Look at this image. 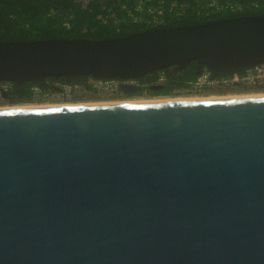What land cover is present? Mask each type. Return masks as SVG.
I'll return each instance as SVG.
<instances>
[{"label": "water", "instance_id": "water-1", "mask_svg": "<svg viewBox=\"0 0 264 264\" xmlns=\"http://www.w3.org/2000/svg\"><path fill=\"white\" fill-rule=\"evenodd\" d=\"M193 60L264 63V13L0 39V80L34 84ZM0 264H264V93L0 107Z\"/></svg>", "mask_w": 264, "mask_h": 264}, {"label": "trees", "instance_id": "trees-1", "mask_svg": "<svg viewBox=\"0 0 264 264\" xmlns=\"http://www.w3.org/2000/svg\"><path fill=\"white\" fill-rule=\"evenodd\" d=\"M247 13H264V0H0V39L107 38L157 26ZM202 66L206 65L197 60L184 68L171 65L145 74L141 81L148 85L163 76V87L149 88V92L168 94L196 79L197 70ZM91 78L88 74L80 75L70 84L84 83L89 89H96ZM8 82L7 100L12 103L33 101L34 86H39L44 93L67 83L64 75L48 76L37 84L30 80Z\"/></svg>", "mask_w": 264, "mask_h": 264}, {"label": "rangeland", "instance_id": "rangeland-1", "mask_svg": "<svg viewBox=\"0 0 264 264\" xmlns=\"http://www.w3.org/2000/svg\"><path fill=\"white\" fill-rule=\"evenodd\" d=\"M91 82V81H90ZM242 83V84H241ZM212 83L202 90L175 88L171 93H143L125 95L116 85L107 84L101 88L89 89L84 83H78L72 88L60 87L57 90L37 94L33 101L10 102L3 95L0 96V107L23 105H52V104H77L91 102L138 101L158 98H191L217 95L264 93V84L249 82Z\"/></svg>", "mask_w": 264, "mask_h": 264}, {"label": "built area", "instance_id": "built-area-1", "mask_svg": "<svg viewBox=\"0 0 264 264\" xmlns=\"http://www.w3.org/2000/svg\"><path fill=\"white\" fill-rule=\"evenodd\" d=\"M91 83L96 88H101L102 86H106L107 84H114L116 85V88H119V80L118 78H107V79H98V78H91ZM249 82V83H259L264 84V63H259L254 65L253 67L246 69L245 72H234L232 74L228 75H222V76H212L211 71L207 68L204 69L203 72L198 74L197 78L190 81L189 84L186 86L187 89H193V90H202L206 86L211 85L212 83H234V82ZM76 84H70L65 83L63 84V87H69L72 88L73 86H76ZM9 82L4 81L0 83V96H2L3 89H8ZM34 91L37 94H41L42 90L39 86H34ZM48 92V91H47Z\"/></svg>", "mask_w": 264, "mask_h": 264}, {"label": "flooded vegetation", "instance_id": "flooded-vegetation-1", "mask_svg": "<svg viewBox=\"0 0 264 264\" xmlns=\"http://www.w3.org/2000/svg\"><path fill=\"white\" fill-rule=\"evenodd\" d=\"M191 63H192V62H191ZM176 66H177V65H176ZM206 67H207V66L199 67L198 69H200V73L203 72L204 69H205ZM197 72H198V70H197ZM200 73H199V74H200ZM211 75H212V76H215L212 72H211ZM143 76H144V75H143ZM141 77H142V76H140V77H133V78H121V77H117V78H118L119 82L122 81V80H124V81H127V82H131V83H133V84H137V85H139L140 87H139L138 89H136L135 91H133V92H138L137 94L148 93V92H149V88H150V89H154L152 86H153V85H156V84H158V85L162 84V81H163V79H164L163 76H160L159 79H158V81H156V82H151V83H149L148 85H146V83H143V82L141 81ZM6 81H7V80H6ZM148 86H149V87H148ZM179 88H181V87H179ZM184 88L186 89V86H185ZM184 88H182V89H184ZM155 89H157V88H155ZM120 91H121L123 94L126 93L125 95H127V92H128V91H125V90H123L122 88L120 89ZM129 94H130V95H133L132 91H130Z\"/></svg>", "mask_w": 264, "mask_h": 264}, {"label": "bare ground", "instance_id": "bare-ground-1", "mask_svg": "<svg viewBox=\"0 0 264 264\" xmlns=\"http://www.w3.org/2000/svg\"><path fill=\"white\" fill-rule=\"evenodd\" d=\"M191 98H193V97H191ZM158 99H165V98H158ZM158 99H148V100H158ZM166 99H174V98H166ZM138 101H146V99L145 100L144 99L143 100H138ZM115 102H121V101H115ZM122 102H124V101H122ZM91 103H105V102H91ZM77 104H79V103H77ZM52 105H59V104H52ZM23 106H41V105H23ZM4 107H17V106H4Z\"/></svg>", "mask_w": 264, "mask_h": 264}]
</instances>
